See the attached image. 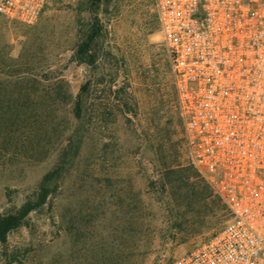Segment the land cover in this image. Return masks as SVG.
Instances as JSON below:
<instances>
[{"label": "rangeland", "instance_id": "rangeland-1", "mask_svg": "<svg viewBox=\"0 0 264 264\" xmlns=\"http://www.w3.org/2000/svg\"><path fill=\"white\" fill-rule=\"evenodd\" d=\"M58 164L0 264H172L229 219L186 160L154 0H48L32 24L0 17V214Z\"/></svg>", "mask_w": 264, "mask_h": 264}, {"label": "built area", "instance_id": "built-area-1", "mask_svg": "<svg viewBox=\"0 0 264 264\" xmlns=\"http://www.w3.org/2000/svg\"><path fill=\"white\" fill-rule=\"evenodd\" d=\"M48 0H0L32 24ZM187 162L229 212L172 264H264V0H154Z\"/></svg>", "mask_w": 264, "mask_h": 264}, {"label": "trees", "instance_id": "trees-1", "mask_svg": "<svg viewBox=\"0 0 264 264\" xmlns=\"http://www.w3.org/2000/svg\"><path fill=\"white\" fill-rule=\"evenodd\" d=\"M96 33L92 27L88 33L84 35V38L77 45V56L78 60L86 64H91L93 61L90 55V44L95 38ZM86 84L82 85L81 91H86ZM78 114V107L77 113ZM62 164V163H61ZM62 170V166L58 164L53 169L48 171L41 178L40 184L33 198H27L18 207L11 211L3 212L0 214V244H4L9 233L20 227L23 220L33 211L43 206L49 195V183L55 180ZM206 188L208 186L205 183ZM209 190V188H208Z\"/></svg>", "mask_w": 264, "mask_h": 264}]
</instances>
